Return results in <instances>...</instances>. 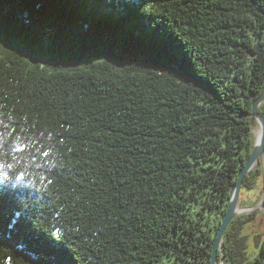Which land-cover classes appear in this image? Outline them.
Instances as JSON below:
<instances>
[{
    "label": "trees",
    "instance_id": "16d2710c",
    "mask_svg": "<svg viewBox=\"0 0 264 264\" xmlns=\"http://www.w3.org/2000/svg\"><path fill=\"white\" fill-rule=\"evenodd\" d=\"M263 89L264 0H0V264H211Z\"/></svg>",
    "mask_w": 264,
    "mask_h": 264
},
{
    "label": "water",
    "instance_id": "95a60500",
    "mask_svg": "<svg viewBox=\"0 0 264 264\" xmlns=\"http://www.w3.org/2000/svg\"><path fill=\"white\" fill-rule=\"evenodd\" d=\"M264 101V89L263 92L259 97H256L252 103V111L250 112V116L256 120L257 124L259 125L260 129V137L259 141L256 140V135H255V141L253 143V150L251 152V155L248 156V159L244 165V167L240 170L238 179L236 183L233 184L232 189L230 191V198L233 194V192H240V187L243 182L244 176L254 170L256 167L253 166V163L262 157L264 155V115H262L259 111V106L260 104ZM257 141V143H256ZM263 173V184H262V189H263V197H264V169L262 170ZM230 198H228V209L227 212H225L224 217L222 219L221 225L219 226L215 240L213 241L212 244V255H211V264H216V256L218 255V251L222 250V240H223V235L225 232L226 227L232 220L236 214L250 210L251 208H240V212L234 213L235 211L233 210V207L230 204Z\"/></svg>",
    "mask_w": 264,
    "mask_h": 264
},
{
    "label": "rangeland",
    "instance_id": "374dc122",
    "mask_svg": "<svg viewBox=\"0 0 264 264\" xmlns=\"http://www.w3.org/2000/svg\"><path fill=\"white\" fill-rule=\"evenodd\" d=\"M259 125L255 126L254 128V134L256 135V128ZM259 164L256 166L255 169L260 167L262 170L264 169V156L259 159ZM254 169V170H255ZM261 170V174L258 176V178L255 180V184H253L252 188H244L242 192L239 193L238 198V207L239 208H248L247 206H250L254 203L255 199H257L258 194L262 190V184H263V173ZM250 210H246L241 213H252L251 220L246 223L239 231L238 234V241L241 245V247H244L248 250L252 249L255 242H257L260 237L263 234L264 231V197L263 194L260 197V199L252 206L250 207ZM236 214V215H238ZM157 264H171L169 261H162L158 262Z\"/></svg>",
    "mask_w": 264,
    "mask_h": 264
},
{
    "label": "bare ground",
    "instance_id": "6f19581e",
    "mask_svg": "<svg viewBox=\"0 0 264 264\" xmlns=\"http://www.w3.org/2000/svg\"><path fill=\"white\" fill-rule=\"evenodd\" d=\"M260 137V129L259 127L256 128V140L259 141ZM256 141V143H257ZM259 159H257L254 163L253 166L256 167L259 164ZM239 193L240 192H233L231 198H230V204L233 207V210L235 211L234 213L240 212V208L238 207V198H239ZM217 264V263H216Z\"/></svg>",
    "mask_w": 264,
    "mask_h": 264
}]
</instances>
